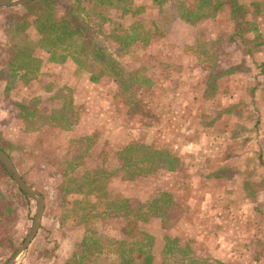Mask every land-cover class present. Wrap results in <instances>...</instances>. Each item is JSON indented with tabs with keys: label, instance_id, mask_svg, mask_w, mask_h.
I'll use <instances>...</instances> for the list:
<instances>
[{
	"label": "crops",
	"instance_id": "crops-1",
	"mask_svg": "<svg viewBox=\"0 0 264 264\" xmlns=\"http://www.w3.org/2000/svg\"><path fill=\"white\" fill-rule=\"evenodd\" d=\"M133 1L144 6L145 11L135 16L125 15L122 22L150 23L159 17L152 0ZM238 1L250 8L249 18L264 38V0ZM113 12L119 15L116 19L121 18L120 10L113 8ZM195 29L201 32L198 37ZM163 31L147 45L135 43L124 55V63L138 57L139 64L129 68L145 67L151 80L141 97L147 112L140 114V120H133L139 121L135 126H131L133 121L127 106L111 100V106L105 107L107 89L101 90L103 80L92 82L89 74L78 80L73 73V77L67 75L64 80H71L74 103L81 108L80 118L71 129L47 124L39 130H27L20 125L21 131L17 132L22 139L27 138L26 143L6 139L3 131L0 135L13 145L11 152L15 148L24 152L34 149L36 161L44 158L53 172L49 159L65 153L69 139L79 136L102 134L114 146L143 141L168 149L178 157V168L159 169L132 180H123L120 172H115L109 181V189L128 200L146 202L164 191L170 192L175 200L177 219L169 229L161 227L159 218L151 222L155 223L154 264L161 260L166 234L177 237L182 247L189 246L195 258L208 264H264V46L248 56L241 40L231 39L235 26L228 5L214 18L194 25L173 18ZM255 34L249 31L246 36L253 39ZM197 38L201 42L224 39L215 68L185 52ZM42 58L41 72L49 62L46 56ZM61 65L60 70L68 62ZM231 67L237 69L228 74ZM43 76L39 74L30 83L17 82V85L32 98L41 93ZM210 76L216 80L214 93L205 92ZM56 84L60 85H44L43 92L66 85L63 80ZM96 143L91 156L85 159L87 168L99 164L100 145ZM11 152L7 154L22 175ZM46 260L37 254L32 264H44Z\"/></svg>",
	"mask_w": 264,
	"mask_h": 264
},
{
	"label": "trees",
	"instance_id": "trees-1",
	"mask_svg": "<svg viewBox=\"0 0 264 264\" xmlns=\"http://www.w3.org/2000/svg\"><path fill=\"white\" fill-rule=\"evenodd\" d=\"M60 1L32 0L23 5L22 12L11 13L5 19L2 31L7 47L0 55V97L1 90L7 93L17 82L28 84L38 77L43 58L36 56L35 51L42 49L47 61L55 64L70 61L77 70L88 73L92 82L110 78L118 86L117 95L123 103L131 104L129 96L147 87L150 80L145 67L131 69L122 63L121 57L137 42L149 44L169 27L173 18L179 17L194 25L203 19L214 18L225 5L230 8L235 26L230 37L241 40L244 53L251 56L257 48L264 46V38L249 18L250 8L238 0H152L159 17L151 19L149 26L137 20L121 21L125 15L135 16L145 11L144 6L136 5L133 0H93L87 4L83 0H64L66 4L59 10ZM100 6L120 10L121 18L104 15L99 11ZM29 28L36 31V38L29 34ZM249 31L256 33L253 39L246 36ZM223 41V38L205 42L197 39L185 48V52L213 69L218 64ZM236 69L231 67L227 73ZM206 84L205 92L214 93L216 80L210 76ZM49 100H56L59 105L48 114L40 110L43 100L39 95L26 102L15 101L14 114L27 130H39L47 124L71 129L80 118L71 89L67 85L58 87ZM131 111L128 109L129 113ZM94 143L92 135L70 138L67 151L48 161L60 181L58 187L49 188L52 201L60 209V217H52V223L55 230L69 229L71 232V248L62 264H154L155 237L140 227L159 218L161 227L169 229L177 219V204L167 191L139 202L136 208L130 205L128 198L113 196L109 181L115 171L105 167L101 155H98L97 166L85 167V159L91 156ZM0 147L8 154L13 149L1 135ZM116 154L123 180L147 176L159 169L174 170L179 166L178 157L168 149H159L143 141L120 146ZM0 171L4 172L1 166ZM53 191H57L58 196L52 195ZM19 192L29 199L21 190ZM5 204L4 191L0 187V246L8 240L5 211L1 210ZM6 205V211L15 210V203L7 202ZM101 220H113L123 236L94 228V223ZM77 228L80 231L75 235ZM163 239L165 244L160 256L164 263L208 264L204 259L195 258L189 252V246L182 247L177 237L166 234Z\"/></svg>",
	"mask_w": 264,
	"mask_h": 264
},
{
	"label": "rangeland",
	"instance_id": "rangeland-1",
	"mask_svg": "<svg viewBox=\"0 0 264 264\" xmlns=\"http://www.w3.org/2000/svg\"><path fill=\"white\" fill-rule=\"evenodd\" d=\"M93 0H83V2L91 3ZM66 4V1L61 0L60 4L58 6V9L61 10L62 6ZM23 11V5L16 6V7H0V55L3 53V51L6 49V39L3 35L2 27L3 23L5 22V19L8 15L15 12H22ZM99 11L103 13L104 15L113 16L117 18L118 13L113 12V8H109L106 6H100ZM130 22V20H125L124 22ZM132 21V20H131ZM139 21V20H137ZM140 22V21H139ZM146 26H149L150 23H144L141 22ZM105 31L107 28H103ZM29 34L33 37H37V33L33 28L28 29ZM194 33L196 37H198L201 32L199 29H195ZM198 39V38H197ZM35 55L39 57H45L46 53L42 49H37L35 51ZM124 56L121 57V61L125 66H136L139 64L138 57L132 59L130 62H123ZM68 62V66L63 67L61 70L58 69L59 65L61 64H55V63H45L41 75L44 74V76L40 79L44 80L43 83H41V93L39 94L40 98L43 100V102L40 105V110L48 114L52 111L54 106L57 105L56 100H49V97H52L56 91L57 85L56 83H61L63 80L66 85L71 89L72 91V97H73V84L71 83L70 79H66V76L69 75L70 77H73L72 74L76 75L75 77L78 78V80H81L85 75L87 76L88 73L75 70L73 72V63L70 61ZM62 66V65H61ZM146 74V70H145ZM147 76V74H146ZM63 77V78H61ZM85 80V78H84ZM40 82V81H39ZM81 82V81H80ZM102 88L101 89L104 92V89H107L105 94V107H110L111 105L109 101H119L121 105L127 106V109H132L130 117L131 121L133 120H140V114L142 112H147V107L144 108V104H142V95H145L143 93V89L146 87L141 88L136 94L129 96V101H131V104L123 103L121 98L117 95L118 86L110 79L105 78L103 79ZM151 80L148 83V86L150 85ZM54 85L51 92L45 91L43 92L42 87L44 85ZM4 84H2L1 89H3ZM22 88H19L17 83L13 88L10 89L7 93H4L3 90H1V97H0V109L4 110V113L2 110H0V130L4 132V136L6 139L14 140L19 139L22 140L23 143H26L28 140L27 138H21L22 136L17 132L21 131L20 125H23L22 121L19 118L14 117V102L15 101H21L26 102L27 100L31 99L29 98V95L25 94L21 90ZM114 99V100H113ZM73 101L75 102V99L73 98ZM59 105V104H58ZM57 105V106H58ZM78 108L81 107L79 104H76ZM56 106V107H57ZM15 108V107H14ZM117 115V114H116ZM139 122V121H138ZM138 122L133 121V124L131 126H135ZM136 123V124H135ZM24 126V125H23ZM24 129V128H23ZM96 144L100 145V153L101 160H105V167L108 169L113 168L116 174L119 172L118 161H117V150L120 147L119 145L114 146L107 137H104V135L100 134V136L94 135ZM32 143L35 141V138L31 140ZM118 147V148H117ZM25 148H28V146H25ZM34 149L31 151H20L18 149H14L11 152V156L14 158L16 163L19 165L22 176L28 180L29 184H31L34 188L39 190L44 198H45V208L44 213L41 221L40 228L38 229V232L31 242L30 245H28L27 254L21 258L20 261H18V264H32L33 262H36V255L40 254L43 257H46L47 260L44 264H58L61 263L63 256L68 253V251L71 248V242L69 240L70 230L69 229H62V230H55L54 225L52 223V217H60V209L56 203H54L51 199V192L49 188L51 187H58L60 185V181L58 176H55L53 170L48 167L45 163V159L43 158L41 161H36V158L34 157L35 152H33ZM24 157L25 162H23L24 159H21ZM44 164V165H43ZM115 174V173H114ZM0 187L4 191L5 195V203L7 202H13L16 204L15 210L8 212L6 211V204L1 207V210L4 212V226L6 227V235H8V240L3 242L0 246V264H5L7 259L12 255V253L16 250V248L20 245V243L23 241L24 237L27 235V233L30 230L31 222H32V216L35 211V202L27 197H25L22 193L19 192L17 186L12 181V179L8 176V174L5 172L0 171ZM133 190V189H132ZM111 191V189H110ZM131 191V190H130ZM113 196L115 197H121L118 193H115L111 191ZM133 193V191H132ZM57 191H53L52 195L58 196ZM129 203L132 207H137V204L139 203L136 199L129 200ZM177 212V210H176ZM2 219V216H0V220ZM153 220L149 221L147 224L140 227L141 230H148V232L155 237V223L154 225L151 223ZM69 226V225H68ZM67 226V227H68ZM94 228L106 231L108 233H111L115 236H123V233L119 227L113 220H105V221H97L94 223ZM79 229L77 228L74 232V234L79 233ZM131 235H134V233H131ZM125 236V234H124ZM159 245V243H158ZM154 250L156 251V242L154 241ZM163 260L158 259L157 264H162ZM156 264V263H155ZM163 264L164 263L163 261Z\"/></svg>",
	"mask_w": 264,
	"mask_h": 264
},
{
	"label": "water",
	"instance_id": "water-1",
	"mask_svg": "<svg viewBox=\"0 0 264 264\" xmlns=\"http://www.w3.org/2000/svg\"><path fill=\"white\" fill-rule=\"evenodd\" d=\"M32 0H0V7H16L25 5ZM0 166L5 170L8 176L15 183L17 188L21 190L26 196L31 198L35 202V211L32 216L31 227L23 241L7 259L5 264H17L19 258L26 250L30 242L36 236L38 229L40 228L44 208L45 198L43 194L37 189L33 188L19 173L14 165L11 157L0 147Z\"/></svg>",
	"mask_w": 264,
	"mask_h": 264
}]
</instances>
